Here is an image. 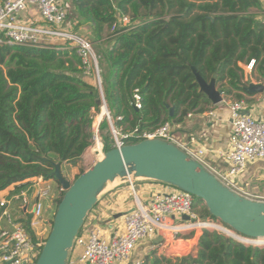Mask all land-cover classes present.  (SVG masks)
<instances>
[{
    "label": "trees",
    "instance_id": "obj_1",
    "mask_svg": "<svg viewBox=\"0 0 264 264\" xmlns=\"http://www.w3.org/2000/svg\"><path fill=\"white\" fill-rule=\"evenodd\" d=\"M73 3L91 25L105 98L125 131L152 130L205 111L210 100L197 73L207 81L215 77L219 90L237 100L248 84L240 62L254 60V72L264 79V20L249 11L262 8L261 0ZM123 15L134 23L119 24L105 38V25ZM136 89L140 109L132 104ZM93 108H101L95 73H86L75 48L0 44V192L32 177L53 179L55 162L77 164L92 144ZM100 128L104 150L114 148L112 134L104 132L110 130L106 118ZM144 264H264V246L205 230L196 257L175 263L153 252Z\"/></svg>",
    "mask_w": 264,
    "mask_h": 264
},
{
    "label": "built area",
    "instance_id": "obj_2",
    "mask_svg": "<svg viewBox=\"0 0 264 264\" xmlns=\"http://www.w3.org/2000/svg\"><path fill=\"white\" fill-rule=\"evenodd\" d=\"M68 18L67 0H0V44L75 48L86 73L94 71L100 92L101 111L104 115L98 121V115L95 116L97 110L92 109L93 120L96 121L92 136L94 142H102L99 127L104 118L109 123L114 147L130 144L129 140H135L134 143L154 138L171 141L202 164L223 185L250 198L241 191L240 176L248 164L264 161V118L244 113L243 100L230 104V147L226 154L228 166L224 169L208 165L202 157L203 149L192 150L187 144L180 142L173 133L171 121H165L152 130L134 128L132 131H125L122 126L117 125L109 110L93 41L68 25ZM133 23L128 15H123L113 24L112 29L114 31L119 24L128 26ZM253 64L254 60L248 65L239 63L244 72V80L248 81V68ZM137 91L136 89L133 95L132 104L140 109L141 98ZM209 114L215 116L212 111ZM117 120H122V117L119 116ZM195 141V138L191 139V143ZM102 150L104 151L103 142ZM52 182L53 179L42 176L32 177L23 181L22 186L14 193L0 198V264H35L47 238L39 236L40 228L50 232V229L45 228L48 225L45 214L47 203L53 201L55 195L65 191L60 184L54 186ZM171 187L154 192L147 202L136 196L133 209L123 215L122 232L112 231L107 235L100 226L89 227L84 224L69 252L67 264H144V259L130 262L131 255L141 240L159 236L163 239H178L184 234L197 231L203 233L205 230L220 233L244 245L264 246L261 245L263 241L239 234L218 218L208 216L204 219L206 215H200L195 210L197 203L192 194ZM185 215L190 218H184ZM31 231L35 233L36 239L32 238ZM249 240L253 242H248Z\"/></svg>",
    "mask_w": 264,
    "mask_h": 264
},
{
    "label": "water",
    "instance_id": "obj_3",
    "mask_svg": "<svg viewBox=\"0 0 264 264\" xmlns=\"http://www.w3.org/2000/svg\"><path fill=\"white\" fill-rule=\"evenodd\" d=\"M196 78L200 90L211 102L222 101L215 77L207 81L197 73ZM248 83L246 91L264 89L262 84ZM52 175L65 192L35 264H67L69 252L89 212L107 184L117 178H147L172 185L192 194L206 205L210 216L239 234L264 241V200H253L230 190L186 151L165 139H144L104 150V157L74 181L63 174L62 162L54 163ZM184 218L190 217L185 215ZM161 241L159 236L157 242Z\"/></svg>",
    "mask_w": 264,
    "mask_h": 264
},
{
    "label": "crops",
    "instance_id": "obj_4",
    "mask_svg": "<svg viewBox=\"0 0 264 264\" xmlns=\"http://www.w3.org/2000/svg\"><path fill=\"white\" fill-rule=\"evenodd\" d=\"M261 1L263 3L262 8L252 7L249 11L253 14L255 13L256 15H254L258 19L264 20V0ZM73 2L74 0H67L69 7L68 25L77 29L78 32L87 36L89 39L95 40L96 38L93 34L90 23L77 14ZM257 10H262V12H254ZM78 23L80 24L79 27L77 26ZM108 30L109 26L105 25L103 31L105 38L109 37L106 36ZM253 67L254 64L252 67L248 68V82L251 81L254 84H262L264 86V79L260 78L254 72ZM248 85L249 83L247 86ZM217 88L219 89L218 84ZM240 93L243 95L241 100L244 101L243 112L260 119L264 118V89L263 91L255 92L244 90ZM222 98V101L218 103L210 101V104L206 105V109L203 112H190L182 121L172 122L175 137L180 142L187 144L192 150L203 149V159L208 165L215 169H224L228 166L226 154L230 147V104L237 100L234 95L231 94L227 96L223 92ZM211 111L215 114V116L209 114ZM192 138H195V143H191ZM261 162L264 161L248 164L245 170L251 166L254 167L256 164ZM65 164H67V162L62 163V165ZM63 170L64 168L62 166V171ZM243 172L241 173L240 178L243 176ZM136 179L138 180L143 178ZM52 183H54V181ZM18 186L19 185H11L7 189L1 191L0 198L14 193L15 190L19 189L17 188ZM168 186L169 185L162 182H148L140 191L141 198L139 196L138 197L143 202H147L154 192L168 189ZM135 203L136 196L132 186H122L120 183L115 182L110 186V188H107L101 196H99L96 208L88 215V222L86 226H100L104 229L107 235L112 231L122 232L124 230L123 215L125 212L133 209ZM200 236L201 233L197 231L184 234L183 237L178 239H172L170 237L163 239L161 237V242H157L159 237L154 239L146 238L137 244L136 254L130 262L138 259L145 260V258L148 255L151 256L153 252L157 255L170 258L175 263L182 258H194L198 255ZM153 245H155L154 249Z\"/></svg>",
    "mask_w": 264,
    "mask_h": 264
},
{
    "label": "rangeland",
    "instance_id": "obj_5",
    "mask_svg": "<svg viewBox=\"0 0 264 264\" xmlns=\"http://www.w3.org/2000/svg\"><path fill=\"white\" fill-rule=\"evenodd\" d=\"M254 12H262V10H257ZM255 14V13H254ZM256 15V14H255ZM113 29L112 26L109 27L108 33L106 36H109L112 33ZM96 41H94V48L97 51V47H98V43L96 45ZM107 44V43H106ZM105 44V45H106ZM107 74V73H106ZM105 74V75H106ZM101 108L99 111H97L95 113V116L98 115V121L100 120V118H103V114L101 113ZM97 114V115H96ZM94 121V126L92 127L93 129V133H95L94 128L96 127ZM105 133H109L111 135V131H104ZM99 135L102 139L103 142V133L101 132V128L99 127ZM113 140L109 139V143L112 144ZM94 139L92 138V144L87 148V150L85 151L83 157L81 158V160L77 163V164H65L62 165L64 170H63V174L65 175V177L71 181H74L77 176L82 172V171H86L88 170L90 167L93 166V164L97 161L100 160L101 156H98V154H91L92 152H90L92 145L94 144ZM104 143V142H103ZM102 154H104V151L102 150ZM54 183L53 185H59V183L53 179ZM151 181H155L158 182L156 180H151V179H147V178H143V179H136V178H117L114 182H110L107 184L106 188L103 190V192L99 195L101 196L105 190L107 188H110V186L113 183H120L122 186H132L133 191L135 193V196H139L140 197V191L142 190V188H144L145 184H147L148 182ZM166 184V183H164ZM170 187L172 185H169ZM239 186L241 187V191L244 194H247L250 198H252L253 200H264V162L258 163L256 164V166L254 167H249L247 170H245L243 172V176L240 178V182H239ZM172 189H176L175 187H171ZM59 194V193H58ZM144 196V195H143ZM62 197V193H60L59 195H55V199L53 201H49L48 206L46 208V216L48 218V225L47 230H51L52 227V223L53 222V218H54V213L56 212L57 206H58V199ZM141 198V197H140ZM195 203H197V206L195 207L196 212H198L200 215H207L205 212L208 211L206 205L202 202H200L198 199L195 198ZM96 208V206L94 207V209ZM92 209L89 214L94 210ZM214 219V217H211ZM88 222V217L86 219V225ZM48 232L44 230V228H40V232H39V236L42 238H45L48 236ZM136 254V249L133 251L132 255H131V259L134 257V255Z\"/></svg>",
    "mask_w": 264,
    "mask_h": 264
},
{
    "label": "bare ground",
    "instance_id": "obj_6",
    "mask_svg": "<svg viewBox=\"0 0 264 264\" xmlns=\"http://www.w3.org/2000/svg\"><path fill=\"white\" fill-rule=\"evenodd\" d=\"M103 113V112H102ZM104 115V114H103ZM102 118H100L101 120ZM92 152L91 154H98V156H101L100 159H102L104 157V154H102V142L99 140H96V142L92 145L91 149ZM248 242H253V240H249ZM261 245H264V241L262 242Z\"/></svg>",
    "mask_w": 264,
    "mask_h": 264
}]
</instances>
